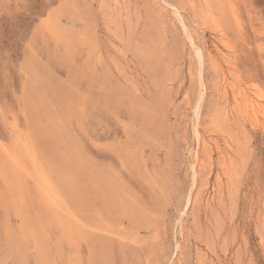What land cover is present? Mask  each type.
Listing matches in <instances>:
<instances>
[{
	"label": "rangeland",
	"instance_id": "rangeland-1",
	"mask_svg": "<svg viewBox=\"0 0 264 264\" xmlns=\"http://www.w3.org/2000/svg\"><path fill=\"white\" fill-rule=\"evenodd\" d=\"M28 59L43 83L75 90L78 109L64 125L89 163L117 174L143 210L137 229L123 221L111 238V203L94 194L97 171L81 172L72 196L84 187L92 199L63 201L82 202L76 217L87 234L62 242L65 259L55 264H89L92 249L101 264H264V0H0V148L34 136L20 99ZM245 91H263L260 111L245 109ZM39 137L42 149L48 139ZM63 148L46 144L38 156L60 157ZM3 164L0 195L1 170L11 166ZM43 211L53 244L60 229ZM17 224L0 199V259Z\"/></svg>",
	"mask_w": 264,
	"mask_h": 264
},
{
	"label": "bare ground",
	"instance_id": "bare-ground-1",
	"mask_svg": "<svg viewBox=\"0 0 264 264\" xmlns=\"http://www.w3.org/2000/svg\"><path fill=\"white\" fill-rule=\"evenodd\" d=\"M222 11L223 10L221 9V12ZM223 14H225V13H223ZM221 15H222V13H221ZM48 17H50V16H48ZM231 17L233 19L232 20L233 23L237 24L238 23V16L233 14V10H232ZM50 20H52V19H50ZM55 20H56V16H55ZM57 20L60 21L59 19H57ZM46 21L48 22L47 24H49V21L48 20H46ZM58 21H56V22L58 23ZM56 22H54L55 25H56ZM43 25H45V24H43ZM48 26H49V28L51 27L50 25H48ZM217 26H219V25L217 24ZM57 27L55 26V28H57ZM64 28L65 27H63L62 30H64ZM56 30L54 29L53 32L56 31L59 34L61 32H63V31L59 32L58 29H56ZM49 33H50V31H49ZM73 33H70V34H73ZM219 33H222V32L220 31ZM229 33H230V31H229ZM50 34H53V33L51 32ZM55 35H57V34H55ZM55 35H52V36L55 37ZM67 35H69V32ZM77 35L80 36V34H77ZM215 35H216V33H215ZM221 36H222V34H221ZM230 36H231V34H230ZM225 38H226V36H225ZM60 39L62 40V43L66 41V39H64V36H61ZM74 39L76 40V38H74ZM78 40H80V39H78ZM217 41H219V40H217ZM56 42H58V41H56ZM69 43L72 44L71 41L65 42L64 44H69ZM78 43H79V41H78ZM230 43L232 44L233 42L231 41ZM60 45H62V44H60ZM223 45H226L228 48L231 47V45H228L225 43ZM65 46H67V45H65ZM226 46H224V47H226ZM194 47L196 48V55L195 56H197L195 59H198L197 62H199V65H201L202 64L201 59H203V55L201 53V50H199L198 45L195 44ZM221 50H223V49H221ZM221 50H220V52H221ZM65 53L66 52H64L63 54H65ZM74 54L72 55V57H74ZM65 55L67 56V54H65ZM70 56H69V59H70ZM70 60H72V58ZM71 62L69 64H71ZM225 65H227V64H225ZM34 66L32 63V59H28L26 61L24 68L26 70L27 80L23 83L22 88H21L22 91H21V98L20 99L23 102L22 104L25 105V108H27L26 116L28 118L27 123H29L27 128L30 130L31 133H34L35 137L36 136L37 137H39V136L46 137L48 139V143H46V144H49V146H51L52 149L58 143H63L64 148H65V152H63L62 155L59 154L60 157L57 155L55 156V154H53V156H50V158H48V159L45 156L39 157L38 152L43 150L44 147L46 146V144L43 143L45 146L41 149V147H39L37 145L39 143L38 142L39 139L36 141V138H33L34 136L30 133L29 134L31 135V137L28 135L27 140L21 138L20 136H17L15 141H13L12 147H10V148L6 147V146H8L7 145L8 139H7V144L5 146L6 148H0V153L2 154V156L5 160V164L6 163L11 164V166L6 164V165H8V167L3 166V169L1 170L2 174H3L2 175V181H3V184L5 186V191L3 194L0 195V199H1L3 207L6 209H12L13 214L18 219L17 229L19 232L18 238H15L16 234H17V231H16V234L13 233L14 234L13 238L9 237L7 239L8 240V249L4 253L3 257L0 259V264H14L15 261H17L16 264H55L56 259L59 262H64L65 256L63 254L62 242H64L65 240L69 241V239H71L73 237L75 238L74 240L77 242L78 240L86 237L87 233H86V229L84 227V225H86V224L83 225L82 223H80L78 221V218H77L78 216L76 217L77 211H80V209L83 208L81 206L82 202H79L78 204H71L70 203L71 205H69L66 203L67 201H63V200L64 199H66V200L67 199L68 200H71V199H88V201L91 200L92 198L89 199V197H86V194H83V193H86L83 186H82L83 192L80 193V196L73 197L72 193L75 190H79V188L81 187V183H80L81 181L80 180H81V177H82L81 175H82L83 171L87 172V171L91 170L92 172L96 173V171L98 170L94 165L89 163V161L85 158V156H83L86 153L81 154L82 153L81 152L82 144H81V146H80L81 148H80L72 136V134H74V133L68 131V129L64 125V122H66L68 120L69 116L72 115L74 111H76L77 107L75 104L76 100H75L74 95H76L77 93L74 94L73 91H75V90L72 91L70 86L60 87V88L58 87V88L54 89L55 87L51 88V86L49 85L48 82L44 81V83H43L41 78L38 76V74L34 73L35 71L33 69L36 68V66L35 67ZM231 70L233 71V69H231ZM39 72H42V71H39ZM42 74H44V71ZM45 74H44V76H45ZM47 76L49 78V75H47ZM24 77L25 76H23V78ZM225 78H224V82L221 84H223L224 89H226L228 86L231 88L232 85H230L229 83H226ZM41 82L43 83V86H42V88L39 89L38 84ZM52 84H54V81ZM255 85L258 87L257 84H255ZM56 86H59V85H56ZM244 87H246V86H244ZM253 87H255V86H253ZM234 89H235V87H234ZM233 91H232V93H233ZM255 91H258V90H255ZM235 92H236V89H235ZM249 92H251V91L243 92L240 95L241 96L240 100L243 103V106L245 107V109L250 108L251 110H253L252 112L255 113L257 110H259V106L262 105L261 103H259L262 99L261 100L259 99L260 101L257 99V97L258 98L262 97L261 96L262 92L260 94H257V97L252 95ZM81 94H82V92H81ZM253 96L256 98H254ZM238 99H239V95H237L236 100H238ZM198 108H199V106L197 105L196 106L197 111H198ZM25 112H26V110H25ZM87 112H89V111H87ZM82 113H84V112H82ZM81 115H79V116L77 115V116L80 117ZM61 118H62V120H61L62 124H60L58 122ZM80 119H82V118H79V122H80ZM70 122H71V120L69 121V123ZM17 125H19V124H17ZM21 126H22V124H21ZM75 126L76 125H74V127ZM197 126L195 124V130H198ZM9 128H7V129H9ZM198 131H196V132H198ZM13 132H15V131H13ZM12 134H14V133H12ZM40 139H42V137ZM42 141H44V140H42ZM5 143H6V141H5ZM78 143H81V142L79 141ZM3 144H4V141H3ZM40 144L43 145L42 143H40ZM1 145L2 144H0V146ZM39 148L41 150H39ZM60 149H62V148H60ZM44 151H46V150H44ZM82 151H84V149ZM50 152H51V150H50ZM1 154H0V156H1ZM47 156H49V155H47ZM120 157H121V155H120ZM130 157H132V156L130 155ZM3 158H1L0 160H3ZM89 158H91V157H89ZM194 159H196V158H194ZM126 160H128V158H126ZM130 161H132V159ZM196 161L193 162V164H192L193 166L191 165L192 168H194L193 171H195L193 173H196L197 166H199L198 164H195ZM91 162H93V161H91ZM123 163L125 164V162H123ZM126 163H128V162H126ZM133 163L131 165H133ZM2 164L3 163H1L0 165H2ZM5 164H3V165H5ZM125 166H126V164H125ZM109 170H110V167H109ZM116 175L112 171H111V174H108V175L105 174L103 171L102 172L97 171V174H95V178H94L96 180V184H95L96 187H94L95 188L94 194H95L96 198L98 196L100 199H105L111 203V212H110L111 213V216H110V218H111V238L114 236H119V233L117 232L118 230H115L116 229L115 226L121 225L123 223V221L128 222L131 225L132 229H137L138 225L140 223V218L143 214V212H142L143 210L141 208V205L135 199H133V197L131 196V193H129V191L123 187V185L121 184L122 182L121 183L119 182ZM51 176L57 177L55 183H53L54 181H51V178H52ZM89 176L90 175H88V177ZM26 178L32 179L33 183L30 181L32 183L31 187H28L26 185V183H25ZM28 179H27V181H28ZM92 179H93V177L89 180H92ZM85 180H86V178H85ZM87 181H88V179H87ZM90 182H92V181H90ZM82 183H84V182H82ZM87 188H90V187H87ZM3 190H4V188L2 189V191ZM88 196H89V194H88ZM93 200H94V198H93ZM187 201H189V200H187ZM35 203H37V204L41 203L42 204L41 206H43V209H40L39 206H38V208H35V206H36V205H34ZM100 205H101V203H100ZM77 206H79L80 209ZM43 210H48L47 212L54 213L55 221H56V223L60 229V231H59L60 234L59 235L56 234L58 236V238L53 244L50 243V240L48 237L49 231L47 230V225H46L47 222L45 220ZM91 214H92V212H91ZM107 217H109V216H107ZM76 218H77V220H76ZM79 220H80V218H79ZM82 220H83V218H82ZM82 220H81V222L84 221V220L83 221ZM109 222H110V220H109ZM106 225H108V224H106ZM13 226H15V225L13 224ZM121 227H123V226L121 225ZM13 228H15V227H13ZM96 230H97V228H96ZM54 231L56 232V229ZM121 231H122V229L120 230V233H121L120 235H122V232H123V231L122 232ZM125 232H127V231H125ZM130 236H132V235H130ZM130 240H129V242H130ZM104 245H107V244H104ZM68 246L69 245H67V247ZM65 248L66 247H64V249ZM98 260H103V259H101L97 255H95L93 252V249L90 250L89 259H88L89 264H101L102 261L99 262ZM106 260L107 259H105V261ZM69 264H79V262H78V260H74V261L70 262Z\"/></svg>",
	"mask_w": 264,
	"mask_h": 264
}]
</instances>
